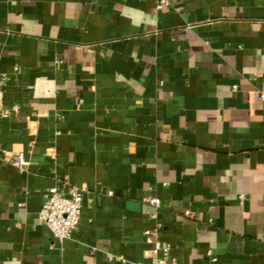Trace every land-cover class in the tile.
<instances>
[{
  "label": "crops",
  "instance_id": "obj_1",
  "mask_svg": "<svg viewBox=\"0 0 264 264\" xmlns=\"http://www.w3.org/2000/svg\"><path fill=\"white\" fill-rule=\"evenodd\" d=\"M263 90L264 0H0V264H264Z\"/></svg>",
  "mask_w": 264,
  "mask_h": 264
},
{
  "label": "built area",
  "instance_id": "obj_2",
  "mask_svg": "<svg viewBox=\"0 0 264 264\" xmlns=\"http://www.w3.org/2000/svg\"><path fill=\"white\" fill-rule=\"evenodd\" d=\"M157 8L162 9L167 6L169 0H156ZM237 88H234L236 90ZM264 100V90L260 94ZM18 112V108L6 110L4 114ZM3 160L10 163L12 167L21 173L29 168V161L23 153L4 152ZM85 188H71L68 194L61 192L58 188L49 189L44 197L45 202L40 211V220L51 230L54 238L59 242L71 239L77 232L81 219L82 206L84 202ZM109 196L113 193L109 192ZM155 207H159L160 202L156 198L146 200ZM147 241L154 245L149 254L147 262L138 264H176L171 256V247L163 245L159 240L153 238L150 233L147 234Z\"/></svg>",
  "mask_w": 264,
  "mask_h": 264
}]
</instances>
